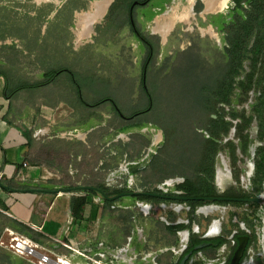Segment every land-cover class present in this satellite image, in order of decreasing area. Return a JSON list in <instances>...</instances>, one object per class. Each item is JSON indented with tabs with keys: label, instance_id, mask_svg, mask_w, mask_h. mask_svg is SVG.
<instances>
[{
	"label": "rangeland",
	"instance_id": "rangeland-1",
	"mask_svg": "<svg viewBox=\"0 0 264 264\" xmlns=\"http://www.w3.org/2000/svg\"><path fill=\"white\" fill-rule=\"evenodd\" d=\"M95 1L100 0H0V74H3L0 75V84L6 92L38 85L13 93V101L21 108L39 111L45 109L42 103L55 104L62 99L59 109L73 108L81 111V115L92 113L95 127L94 135L91 134L95 137V149L90 148V156H83L80 161L78 176L81 183L99 182L109 190L148 192H156L154 189L160 186L159 192L177 196L182 192L176 187L184 181L182 176L175 175L153 183L147 182L144 176L143 170L149 160L142 156L151 146L158 151L164 140L162 130L153 124L150 114L124 120L113 112L109 101L96 107H84L79 102L80 97L89 104L109 99L123 115L135 114L146 107L140 86L147 46L130 26V0H110L103 15L90 24L85 34L83 19L92 13ZM190 5L192 11L186 21L175 20L164 35L153 31L157 19L171 14L172 10L177 13L187 10ZM232 6V0H227L221 10L206 11L201 0L152 1L144 8L135 7L134 22L153 45L154 55L148 72L150 83L158 87L164 81L175 83L183 73L186 76L193 71L199 74L203 68L222 73L223 66L230 62L226 57L229 40L237 33H250L243 70L233 79L230 108L226 107L230 114L251 117L249 126L242 131L243 135L247 134L249 143L246 151L242 152L235 127H230L227 133L221 128V145L214 156L212 184L219 194H251L256 148L264 144V139L259 137V112L255 110L263 83L260 77L264 68V0L252 5L244 2L239 12L234 14ZM142 10L146 11L147 18H143ZM210 23H221L223 29H212ZM208 29L216 35L209 34ZM48 71L49 75L55 71L58 76L49 79L45 75ZM248 74H252V86L244 91L240 83ZM260 114L264 125V107ZM225 119L237 121L229 115ZM130 123L138 125L119 130V127ZM205 130L210 132L203 126L198 128V132L208 134ZM84 136L80 130L78 138L83 139ZM232 146H237L234 150L236 159ZM109 150L108 162L98 165L100 156ZM94 164L97 166L95 170ZM83 176H88V179ZM259 195L264 196V181L261 191L252 196ZM99 199L95 198L96 201ZM142 199L121 197L113 204L115 209L121 210L129 229L125 245L133 240L138 246L144 245L138 253L163 250V253L171 254L170 249L165 250L171 247L179 251L186 244V239L181 237L182 232L188 230L189 239L194 228L196 235L204 236L213 220H219L217 236L229 240L222 247L223 256L232 246L230 236L238 231L255 236V242L240 264H264V203L203 201L192 207L188 202L178 200ZM208 205H216L218 209L207 215L198 212L200 207ZM209 253V259H213L218 252Z\"/></svg>",
	"mask_w": 264,
	"mask_h": 264
},
{
	"label": "crops",
	"instance_id": "crops-1",
	"mask_svg": "<svg viewBox=\"0 0 264 264\" xmlns=\"http://www.w3.org/2000/svg\"><path fill=\"white\" fill-rule=\"evenodd\" d=\"M61 102L42 103L45 109L39 111L21 108L12 96L5 97L0 84V264H33L8 248L13 235L33 240L52 258L65 257L70 264L92 260L126 264L111 255L125 245L129 234L114 203L105 205L101 196L86 194L81 215L71 212V198L80 194L74 191L83 185L80 161L90 156V148L95 149V121L92 116L82 120L76 109H59ZM80 130L83 139L78 138ZM109 151L100 156L98 165L108 162ZM74 183L78 186L71 187ZM129 245L136 252L144 246L134 240ZM170 253L154 252L156 263L173 264L177 254ZM145 264H152V257Z\"/></svg>",
	"mask_w": 264,
	"mask_h": 264
},
{
	"label": "trees",
	"instance_id": "trees-1",
	"mask_svg": "<svg viewBox=\"0 0 264 264\" xmlns=\"http://www.w3.org/2000/svg\"><path fill=\"white\" fill-rule=\"evenodd\" d=\"M234 1L239 5L242 0ZM249 35L250 33L248 31L237 33V36H234L229 40V46L226 49V57L230 62L223 66L222 69H224V72L222 71L221 73L220 71L217 72V70L213 71L203 68L199 74L193 71V74H187L186 76L183 73L175 83L164 81L160 87H158L157 84L150 83L148 65L154 55L153 45L150 43V48L147 47L146 57L143 64L140 86L146 99V107L135 114L123 115L109 99L89 104L80 97L79 102L84 107H96L101 103L109 101L112 104L113 112L124 120L134 119L138 115L146 113L151 115L153 124L162 130L164 140L156 154L150 158L147 166L143 170L147 182H159L164 178L180 175L183 177L184 181L179 183L176 187L181 190L182 193L189 196L214 197L224 195L225 197L245 198L256 195L261 191L262 183L264 181V144L256 148L255 171L252 178L253 191L251 194L233 192L219 194L214 190L212 184L214 156L218 147L221 145V128H224L222 131L227 133L230 127H235L240 138L238 147L242 152L246 151L247 144L249 143L247 134L243 135L242 131L249 126L251 117H239L235 114H230V112L226 110V107H229V98L231 91L233 90V79L243 70L242 62L246 55L245 51L247 49ZM61 71L67 70L62 69ZM53 72L54 73L49 75L48 71L45 74L46 77L49 79L54 77L57 72ZM70 74L73 76L72 73ZM0 75L3 76V74ZM251 77L252 74H248L245 81L240 83L244 91L251 88ZM260 78L263 83L256 98L255 110L259 112V115L257 114L259 137L264 139L263 117L260 114L261 108L264 107V68L262 69V75ZM7 79L8 78L5 77L6 82L8 81ZM36 86L38 85L22 86L11 92H6L5 89V97L10 98L15 91L24 87ZM91 114H82L81 119L83 120L84 116H93ZM226 115H229L232 119H237V121L234 123L232 120L229 121L225 119ZM134 125L138 124L130 123L126 126L119 127V130L123 131L125 128ZM200 126L208 128L210 132L205 130L208 133V137H206L202 131L198 132ZM232 148L234 151L237 146H232ZM234 153L235 151L233 152V157L236 159ZM234 176L237 177L236 174ZM81 184L99 187L107 195H114L126 191L125 189L109 190L99 182ZM77 186L78 185L75 183L71 184V187ZM154 190L159 192L158 189ZM74 192L80 194L71 198V212L73 216L79 217L86 202V194L99 195L94 190H75ZM135 197L139 199L143 198L141 196ZM101 199L105 205L113 204L116 201ZM202 202L203 201L188 203L194 207L196 204ZM240 202L242 201L232 200L219 201L217 203L237 204ZM215 241L217 245H222L228 240L224 236H218ZM254 242L255 236L249 235L244 255L240 259V262L246 256L247 249ZM194 244L196 243L193 242L191 249Z\"/></svg>",
	"mask_w": 264,
	"mask_h": 264
},
{
	"label": "flooded vegetation",
	"instance_id": "flooded-vegetation-1",
	"mask_svg": "<svg viewBox=\"0 0 264 264\" xmlns=\"http://www.w3.org/2000/svg\"><path fill=\"white\" fill-rule=\"evenodd\" d=\"M152 1H162V0H130L129 2V8H128V13H129V23H130V26L132 27V29L134 30V32L138 35V37L144 42V44L150 48V41L141 34V31H139L135 25V22H134V9L135 7H146L148 6L150 3H152ZM204 4V10L206 11H219L221 10L222 8L225 7V4H226V1L227 0H224V3L222 4V6L218 9H207L206 8V5H205V2L204 0H201ZM256 1H259V0H242L240 1L239 5L234 1L232 0L233 2V6H232V13L234 14L235 12H239L240 8L242 7V4L244 2H248L249 4H254ZM192 11V10H191ZM231 13V14H232ZM143 18L144 17H148L147 14H146V11L142 10L141 12ZM231 19V18H229ZM210 26L213 28H216L217 30H220V29H223V26L221 23H210ZM208 33H212L214 35H216L213 31H211L210 29H208ZM211 34V35H212ZM160 194H163L161 192H158ZM167 195V194H165ZM168 196H174L172 194H169ZM178 197H180L181 199L178 200V201H181V202H200V200L198 199L199 197H193V196H189V195H186L185 193H179V195H177ZM220 196H224V195H220ZM143 197L142 200L146 199V198H155V199H161L159 197H153V196H141ZM250 234H247V233H239L238 231H235L233 233V242H232V246H230V249L228 250L226 256H223L221 254L222 252V247L227 245L228 244V241L222 245H217L215 239L217 237H213V238H205L203 236H199V235H196L195 232L192 230V233L189 237V239L187 240L186 242V246L184 249H181L179 251H174L176 252L175 254H177V257L174 261L173 264H180L181 260L187 256V258L185 259V262L184 264H228L229 261H230V258L234 252V250L236 249V247L238 246V238L239 237H246V242H247V239H248V236ZM219 237H222L221 235ZM237 238V239H236ZM194 243L193 245V248L191 249V245ZM201 244H204L200 249H194L195 246L197 245H201ZM245 246H246V243H245ZM244 250H245V247H244ZM244 250H243V253L241 255V258L242 256L244 255ZM248 250V249H247ZM172 251V250H171ZM211 251H217L218 253H216V257L213 258V259H209V256H210V253ZM247 253V251H246ZM150 254V256L154 257V252L152 253H148ZM240 258V259H241ZM210 262V263H209ZM241 262L239 261V264Z\"/></svg>",
	"mask_w": 264,
	"mask_h": 264
},
{
	"label": "built area",
	"instance_id": "built-area-1",
	"mask_svg": "<svg viewBox=\"0 0 264 264\" xmlns=\"http://www.w3.org/2000/svg\"><path fill=\"white\" fill-rule=\"evenodd\" d=\"M205 136L208 137V134L205 133ZM156 152L157 150L153 146H151L147 148V151L144 153L142 158L144 157L150 160V158L154 154H156ZM217 235H215V237H218ZM229 239L232 243L233 236L231 235ZM7 246L11 250L12 253H14L17 256L28 259L33 264H70L65 257L52 258L47 253L43 252L42 247L39 244H37L33 240L25 236H22V235H13L10 238V241L7 244ZM169 249L174 251L173 247L165 248V250H169ZM160 251H163V250H160ZM111 255L113 259L121 260L125 262L126 264H145L147 262L148 257H152L148 253L140 254L138 252L132 251L128 244L114 249ZM100 256L103 257L104 255L100 254ZM137 259L142 260V262L136 263ZM91 264H110V262L109 261L105 262L102 260H92ZM152 264H157L154 257H152Z\"/></svg>",
	"mask_w": 264,
	"mask_h": 264
},
{
	"label": "bare ground",
	"instance_id": "bare-ground-1",
	"mask_svg": "<svg viewBox=\"0 0 264 264\" xmlns=\"http://www.w3.org/2000/svg\"><path fill=\"white\" fill-rule=\"evenodd\" d=\"M109 1L110 0H100V1H95L93 3L94 9H93L92 13L89 15V17L85 16L83 19V23H84L83 24V30H84V32L86 31L85 34L88 33L89 28H90V24L94 20H96L97 18H99L100 16L103 15ZM204 2H205L207 9H218L222 6V4L224 3V0H204ZM190 4H191V2H190ZM190 7H191V5L188 6L187 10H181V12H179V13H177L176 10H172L171 14H168V15L165 14L164 17H162L161 19H157L155 21V25L153 26V31H156V32L160 33L161 35H164L166 33V31L171 27L172 23L175 20H181V21L185 20L186 21L189 14L191 13ZM78 22H80V21L78 20ZM80 24H81V22H80ZM83 33L81 35H85ZM210 34H212V33H210ZM212 35H214V34H212ZM176 209H179V207H177ZM217 209H218V206H216V205H208V206L200 207L198 209V212L207 215L208 213L215 211ZM219 227H220V221L219 220H213V222L211 223L210 228L208 230V234L209 235H217L218 231L220 230ZM181 237L183 240L187 239V231L182 232Z\"/></svg>",
	"mask_w": 264,
	"mask_h": 264
},
{
	"label": "water",
	"instance_id": "water-1",
	"mask_svg": "<svg viewBox=\"0 0 264 264\" xmlns=\"http://www.w3.org/2000/svg\"><path fill=\"white\" fill-rule=\"evenodd\" d=\"M254 125H256V121L253 122ZM232 131H234V128H232ZM77 189L83 190V189H87V190H94L96 191L103 199L107 200V201H114L118 198L121 197H127V196H153V197H159L161 199H170V200H180L181 198L178 196H168L165 194H160L158 192H148V191H122L119 193H116L114 195H107L101 188L96 187V186H86V185H81L78 186ZM158 190H161L160 186L157 187ZM59 191H65L64 188H60ZM163 191V190H162ZM200 201H210V202H219V201H232V200H239V201H244V202H257V203H264V196H250V197H245V198H235V197H225V196H214V197H199L198 198ZM187 231V239L186 242L188 240V235H189V231ZM193 231H195V229L193 228ZM205 238H213L215 237V235H209L208 232L203 236ZM238 246L236 247V249L234 250L230 261L228 264H239L241 255L243 253L244 247H245V243H246V237H239L238 238ZM263 244H264V234H263ZM204 244L201 245H197L194 247V249H200ZM186 246V244H184L182 246L181 249H184ZM187 258V256H185L180 264H184L185 259Z\"/></svg>",
	"mask_w": 264,
	"mask_h": 264
}]
</instances>
